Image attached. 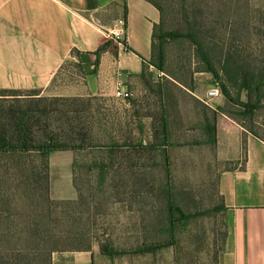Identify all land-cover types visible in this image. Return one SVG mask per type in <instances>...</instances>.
Here are the masks:
<instances>
[{
  "label": "rangeland",
  "instance_id": "374dc122",
  "mask_svg": "<svg viewBox=\"0 0 264 264\" xmlns=\"http://www.w3.org/2000/svg\"><path fill=\"white\" fill-rule=\"evenodd\" d=\"M185 8L184 15L180 0L164 1L163 27L184 31L188 19L210 55L217 78L203 71L204 65L194 54L190 41L178 39L163 45L165 68L175 77L159 73L152 66L153 76L145 77V83H134L128 100L103 95L69 103L38 102L24 97V93L0 94V109L10 105L52 104L51 115H42L38 128L46 124L62 140L74 136L65 116L78 114L80 120L74 123L87 127L92 147L53 152L45 160L49 198L71 202L70 211L69 207L64 208L65 219L67 215L81 218V225L71 227L70 231L84 234L83 244L90 243L94 258L88 264H215L225 225L223 211L211 210L220 205L216 189L218 168L211 145L202 142L205 135L201 128L203 117L207 114L211 118V109L201 100L214 82L225 83L233 97L242 92V99L247 97L257 108L251 117L242 115L243 108L229 103L222 93L211 99L209 105L240 120L241 125L264 142V85L257 90L252 83L245 92L238 87L241 79L237 75L238 85L231 86L226 71L221 69L223 56L230 49L239 72L257 73L264 69V0H186ZM73 65L71 61L65 66L67 69L71 66L73 72ZM228 69L233 74L230 66ZM66 104L77 105L78 111L68 113ZM163 112L168 122L165 144L158 123ZM36 129L34 134L38 137L42 131ZM163 153L169 157V185L175 204L185 213L201 214L175 223L171 246L155 252L132 253L143 245L168 240L166 198L162 191L166 183ZM42 163L43 159L34 154L19 162L0 156V207L9 198L10 208H15L14 203L24 205L22 190L15 189L19 181L17 168H41ZM35 187L33 184L32 188ZM59 212L57 208V215ZM4 224L0 220V233ZM64 227L67 230L68 223ZM2 239L0 236V244ZM9 239L12 244L16 242L14 237ZM71 241L73 246L78 245L77 238ZM102 246L125 253L108 257ZM69 252L52 253V264H73Z\"/></svg>",
  "mask_w": 264,
  "mask_h": 264
},
{
  "label": "crops",
  "instance_id": "0c3cea01",
  "mask_svg": "<svg viewBox=\"0 0 264 264\" xmlns=\"http://www.w3.org/2000/svg\"><path fill=\"white\" fill-rule=\"evenodd\" d=\"M124 12L120 46L105 34ZM159 19L147 0H0V90L112 96L118 78L130 90L141 82L144 67L152 69V32ZM105 41L110 45L94 72L85 74L74 52H95ZM71 61L73 72L65 66ZM215 127L214 163L226 164L216 176L225 225L217 264H264V142L224 114L216 116ZM69 253L73 264L92 263L90 252Z\"/></svg>",
  "mask_w": 264,
  "mask_h": 264
},
{
  "label": "trees",
  "instance_id": "16d2710c",
  "mask_svg": "<svg viewBox=\"0 0 264 264\" xmlns=\"http://www.w3.org/2000/svg\"><path fill=\"white\" fill-rule=\"evenodd\" d=\"M152 3L160 13V19L153 27L152 41H151V57L149 64L153 66L159 73H165L170 77H175L173 73L168 72L165 68L166 57L164 50V43L169 40L187 39L193 46L194 54L201 60L204 65L203 71L209 72L213 77H218L217 70L213 66L210 55L201 38L198 36L197 30L193 27V24L186 21V28L184 31L180 30H165L163 27V2L167 0H147ZM181 1V9L183 14H186L185 1ZM125 19V12L123 14ZM110 44L108 41L102 43L95 51L97 57L108 47ZM233 50L225 52L223 56V71H226V80L231 86L238 85L236 75L241 79L238 87L249 91L252 83L255 84V89H259L258 86L264 85V69L253 73L251 71H240L237 68V64H234L235 60ZM235 51V50H234ZM76 56L79 55V51L74 52ZM80 67V64L78 63ZM229 66L234 71L233 74L228 72ZM239 72V73H238ZM153 73L148 71L146 67L142 69L140 73V81L145 83V77H151ZM220 86V91L229 103L243 108L241 110L242 115L252 116L253 111L257 108L256 104L250 103L248 98L242 99V92L239 96H231L227 85L225 83L214 82V84ZM161 86L158 91L161 93ZM243 87V88H242ZM242 91V90H241ZM244 91V90H243ZM10 93L12 95L25 94L24 97L35 98L37 101H58V102H73L80 101L86 97H40L38 90H0V94ZM249 94V92H248ZM36 95V96H35ZM21 96V95H20ZM248 96V95H247ZM19 97V96H16ZM94 97V96H89ZM25 101V100H24ZM30 101V100H29ZM34 101V100H32ZM202 101V100H201ZM19 102V101H18ZM23 102V101H22ZM202 103L211 109V118L207 114L203 117L202 129L204 130L205 139L203 143L210 144L213 147L216 144V127L215 120L218 114H224L231 118L235 122L241 125L240 120L235 119L232 116L218 111L215 108ZM41 103L31 107L27 106H15L10 105L6 109H0V156H8L12 160L17 162L22 161L23 158H28L31 155H37L43 159L42 167L37 168L30 166L29 168H17V179H19L16 185L17 190H22L24 205L14 203L15 208H10L9 200H3L0 207V220L4 221L5 229L0 236L2 243L0 244V264H52L51 255L54 252L70 251V252H90L91 259L93 260L94 254L91 251L90 243L87 241L83 244L84 234L80 232L70 231L71 227H77L81 225V218L66 216L65 219V206L69 207L70 201H54L48 196L47 185V170L48 163L45 158L53 152L57 151H75L84 150L88 147H92L89 141V131L87 127L75 124L74 121H79L80 116L78 114L72 116H65V121L68 124L69 132L74 136L62 140L48 130V125L45 124L44 128H38V122L42 115L49 117L52 113V104H44L40 107ZM67 107V108H66ZM64 107L68 113H75L78 111L77 105L66 104ZM218 109H221L219 107ZM158 123H160V129L162 133L163 144L167 141L168 122L164 112L161 114ZM245 131L256 136L253 132L247 130L244 125H241ZM34 128L36 131L41 130L42 134L37 137L34 134ZM80 136V137H79ZM257 137V136H256ZM200 144V142H198ZM214 152V151H213ZM164 159V171L166 177V183L162 191L166 198V230L168 232V240L165 242H159L156 244L146 245L136 248L132 253H145L150 251H158L164 247L171 246L175 239V223L184 222L201 213H185L173 200V193L169 185L170 171H169V157L166 153L162 154ZM215 166L220 168H226V164L220 165L215 162ZM8 172V169L7 171ZM218 173V170H217ZM8 172L7 177H12ZM217 176V175H216ZM217 183V180H216ZM36 184L35 188L32 185ZM217 189V188H216ZM60 208V215H57L56 210ZM211 210H223L222 205L214 206ZM12 211V213H10ZM68 211V209H67ZM208 210H205L207 212ZM52 214V215H50ZM50 216V217H48ZM14 220H11V219ZM68 223L69 227L65 230ZM64 227V228H63ZM14 229L16 232H11ZM3 230V229H2ZM225 237V232L223 234ZM11 237L16 238V242L12 244L10 242ZM7 238V239H4ZM75 238H77L78 245L73 246ZM79 238V239H78ZM224 240V239H223ZM11 243V245H10ZM102 252L108 257H113L116 254H123L125 252H119L111 248L102 246ZM215 264H217V256H215Z\"/></svg>",
  "mask_w": 264,
  "mask_h": 264
},
{
  "label": "built area",
  "instance_id": "2783aa9c",
  "mask_svg": "<svg viewBox=\"0 0 264 264\" xmlns=\"http://www.w3.org/2000/svg\"><path fill=\"white\" fill-rule=\"evenodd\" d=\"M117 27L111 31H107L105 34L106 39L115 40L120 46H124V18H119L117 20ZM220 86L216 83L210 86L206 92L204 99L202 100L205 104L209 105L211 99L216 98L220 95ZM112 96L118 100H128L132 96V92L126 87L125 80L123 78H118L115 81ZM210 106V105H209Z\"/></svg>",
  "mask_w": 264,
  "mask_h": 264
},
{
  "label": "water",
  "instance_id": "95a60500",
  "mask_svg": "<svg viewBox=\"0 0 264 264\" xmlns=\"http://www.w3.org/2000/svg\"><path fill=\"white\" fill-rule=\"evenodd\" d=\"M78 58L85 74L94 72L97 60V54L95 52H80Z\"/></svg>",
  "mask_w": 264,
  "mask_h": 264
}]
</instances>
